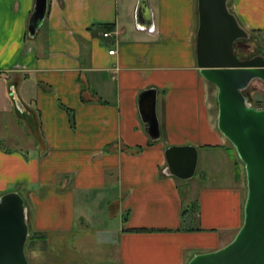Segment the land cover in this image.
Instances as JSON below:
<instances>
[{"label": "crops", "instance_id": "0c3cea01", "mask_svg": "<svg viewBox=\"0 0 264 264\" xmlns=\"http://www.w3.org/2000/svg\"><path fill=\"white\" fill-rule=\"evenodd\" d=\"M34 4L0 0V80L37 119L40 138L27 155L0 147V196L22 188L31 232L53 243L75 228L77 205L106 204L122 223L96 243L117 247L123 264H187L231 242L246 185L216 127V88L196 65L197 1L48 0L29 38ZM230 10L250 35L264 36V0H230ZM148 90L156 141L138 109ZM172 146L197 150L199 182L185 191L166 172ZM184 200L197 203L195 217ZM139 228L152 231H128Z\"/></svg>", "mask_w": 264, "mask_h": 264}, {"label": "water", "instance_id": "95a60500", "mask_svg": "<svg viewBox=\"0 0 264 264\" xmlns=\"http://www.w3.org/2000/svg\"><path fill=\"white\" fill-rule=\"evenodd\" d=\"M196 65L205 81L216 88V127L233 146L244 166L246 199L243 223L227 245L193 256L187 264H264V109L249 104L243 91L253 80L264 83V57L241 59L235 43L249 33L231 12L229 0H196ZM48 0H35L27 35L33 38L42 26ZM10 96L17 112L28 118L14 88ZM156 93L140 94L138 109L152 141L160 137L156 116ZM167 175L181 181L191 179L197 166L192 146H172L164 152ZM29 235L27 209L17 192L0 196V264H30L25 255Z\"/></svg>", "mask_w": 264, "mask_h": 264}, {"label": "rangeland", "instance_id": "374dc122", "mask_svg": "<svg viewBox=\"0 0 264 264\" xmlns=\"http://www.w3.org/2000/svg\"><path fill=\"white\" fill-rule=\"evenodd\" d=\"M228 6L230 8V0ZM239 41L237 47L234 48L235 52H242V54H239L241 59H249L254 56L264 57L263 35L253 36L249 34L247 40ZM244 47L248 50H243ZM10 88L4 79L0 80V147L5 152L17 151L27 155L32 153L31 149L34 144L39 145L40 143L37 119L34 116L27 118L21 114L19 115L13 97L9 96ZM8 90L10 91L8 92ZM243 93L252 107L264 109V83L253 80ZM233 149L235 159L237 158L236 164L239 167V180L245 183L244 166ZM198 180L199 169L194 177L186 181L179 180L178 183L181 189L185 191L187 186L196 185L199 182ZM35 190L38 191L37 188ZM16 192L27 202L26 193L22 188H17ZM183 202L184 206L189 209V201L184 200ZM76 207L77 223L74 225L75 228L68 232L57 233L58 242L46 241L47 234L43 232L45 240L35 234L37 237L28 241L29 237L34 235L29 228L25 245V255L28 262L30 264H123L121 258H119L117 247L100 246L96 243L99 234L114 231L121 225V213L110 214L107 205L98 202L97 204H89L83 212H81L83 210L81 204ZM26 209L29 226V211L27 207ZM194 213L192 211L191 216ZM187 214L189 213L187 212ZM193 216L195 217V214ZM188 225H190L188 221H182L181 229L187 228Z\"/></svg>", "mask_w": 264, "mask_h": 264}, {"label": "trees", "instance_id": "16d2710c", "mask_svg": "<svg viewBox=\"0 0 264 264\" xmlns=\"http://www.w3.org/2000/svg\"><path fill=\"white\" fill-rule=\"evenodd\" d=\"M105 28H106V30H109V29H111V27L110 26H105ZM240 41H237L236 43H235V46L234 47H237V44L239 43ZM231 148L233 149V147L231 146ZM234 150V149H233ZM235 177H236V179H238L239 178V167L237 166V164H235ZM192 205H190V211L188 212L189 213V215L191 214V212L192 211H197V203L196 202H193V203H191ZM183 213H184V211H183ZM128 231H134V232H151L152 230H147V229H144V228H139V229H129ZM34 235L33 236H30L29 237V239H28V241L30 240H33V239H35V237H37V236H35V234L36 235H39L42 239H44L45 240V236H44V234H42V233H33ZM26 243H27V241H26ZM26 243H25V245H26Z\"/></svg>", "mask_w": 264, "mask_h": 264}, {"label": "built area", "instance_id": "2783aa9c", "mask_svg": "<svg viewBox=\"0 0 264 264\" xmlns=\"http://www.w3.org/2000/svg\"><path fill=\"white\" fill-rule=\"evenodd\" d=\"M110 35H111L110 32H106V33L103 34L104 37H110ZM108 54H109V55H113V54H114V51H113V50H110V51L108 52Z\"/></svg>", "mask_w": 264, "mask_h": 264}, {"label": "flooded vegetation", "instance_id": "af4514ba", "mask_svg": "<svg viewBox=\"0 0 264 264\" xmlns=\"http://www.w3.org/2000/svg\"><path fill=\"white\" fill-rule=\"evenodd\" d=\"M243 50H248L246 47H244V48H242ZM237 50V49H236ZM237 53V52H236ZM237 54H242V52H240L239 53V51H238V53Z\"/></svg>", "mask_w": 264, "mask_h": 264}]
</instances>
